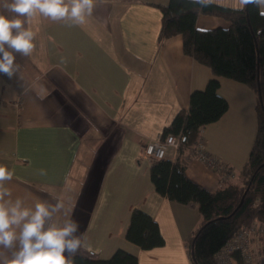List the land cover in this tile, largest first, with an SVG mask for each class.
<instances>
[{"label": "crops", "instance_id": "0c3cea01", "mask_svg": "<svg viewBox=\"0 0 264 264\" xmlns=\"http://www.w3.org/2000/svg\"><path fill=\"white\" fill-rule=\"evenodd\" d=\"M168 2L105 0L85 24L72 27L37 13L25 23L36 33L32 53L17 55L21 68L12 79L0 74V164L15 173L5 186L29 206L63 203L54 221L79 222L78 253L105 259L123 247L139 264H193L187 239L202 222L198 206L156 189L143 148L189 108L191 92L214 73L184 51L181 34L160 41L161 4ZM230 23L213 14L197 19L200 28ZM220 82L229 108L200 135L206 150L238 175L255 142L258 96L244 82L226 76ZM167 152L176 155L172 147ZM188 158V176L209 189L237 177H223L194 150ZM135 207L158 221L164 245L143 249L126 237Z\"/></svg>", "mask_w": 264, "mask_h": 264}, {"label": "trees", "instance_id": "16d2710c", "mask_svg": "<svg viewBox=\"0 0 264 264\" xmlns=\"http://www.w3.org/2000/svg\"><path fill=\"white\" fill-rule=\"evenodd\" d=\"M163 11L160 41L181 34L184 51L209 65L214 75L203 89H194L189 108H181L160 134H180L176 158H151L150 175L156 189L171 200L198 206L200 226L187 239L193 264H216V253L253 220L264 223V15L261 7L247 4L233 8L213 3L201 8L191 0H169ZM200 14L220 15L228 27L200 28ZM244 82L257 92L258 129L246 164L226 185L209 189L187 174L188 155L193 152L202 128L228 110V100L219 93L220 77ZM126 237L143 249L164 245L166 240L153 215L135 207ZM237 264H243L239 253ZM73 264H139L137 254L120 247L109 258L77 253Z\"/></svg>", "mask_w": 264, "mask_h": 264}, {"label": "clouds", "instance_id": "9594fccd", "mask_svg": "<svg viewBox=\"0 0 264 264\" xmlns=\"http://www.w3.org/2000/svg\"><path fill=\"white\" fill-rule=\"evenodd\" d=\"M105 0H0V74L12 79L20 70L17 55L27 58L35 48L36 33L25 27L37 13L66 26H79L93 15L98 3ZM201 8L215 0H191ZM264 9V0H240ZM6 13H12L9 16ZM264 15V10L261 11ZM24 17L25 19H21ZM174 143L170 136L167 141ZM40 175H45L43 169ZM15 173L0 164V264H73V257L83 247L84 234L74 218L63 224L54 221L64 205L59 200L41 201L29 206L23 198H12L5 186Z\"/></svg>", "mask_w": 264, "mask_h": 264}, {"label": "built area", "instance_id": "2783aa9c", "mask_svg": "<svg viewBox=\"0 0 264 264\" xmlns=\"http://www.w3.org/2000/svg\"><path fill=\"white\" fill-rule=\"evenodd\" d=\"M172 137L174 143L169 144L168 138ZM180 134H170L166 140L159 138L149 141L143 148L144 153L156 159L174 160L180 147ZM169 147L174 148L176 155L171 156L167 150ZM194 152L209 167L220 172L225 178H235L237 173L224 164L220 158L211 154L205 148V142L201 135L197 139ZM264 237V223L259 220H253L249 225L238 231L230 238L225 246L216 253V264H237L236 253L241 255L243 264H264L257 258L258 246ZM264 258V257H262Z\"/></svg>", "mask_w": 264, "mask_h": 264}, {"label": "rangeland", "instance_id": "374dc122", "mask_svg": "<svg viewBox=\"0 0 264 264\" xmlns=\"http://www.w3.org/2000/svg\"><path fill=\"white\" fill-rule=\"evenodd\" d=\"M170 154V152L168 153ZM264 237L261 239V243L258 246V253H257V258H259V262L263 263L264 262Z\"/></svg>", "mask_w": 264, "mask_h": 264}]
</instances>
